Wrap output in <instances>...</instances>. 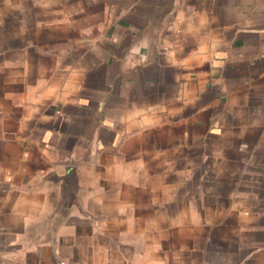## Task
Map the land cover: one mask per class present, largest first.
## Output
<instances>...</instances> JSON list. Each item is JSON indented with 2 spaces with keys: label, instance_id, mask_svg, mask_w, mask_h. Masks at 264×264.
Wrapping results in <instances>:
<instances>
[{
  "label": "crops",
  "instance_id": "1",
  "mask_svg": "<svg viewBox=\"0 0 264 264\" xmlns=\"http://www.w3.org/2000/svg\"><path fill=\"white\" fill-rule=\"evenodd\" d=\"M264 264V0H0V264Z\"/></svg>",
  "mask_w": 264,
  "mask_h": 264
},
{
  "label": "built area",
  "instance_id": "2",
  "mask_svg": "<svg viewBox=\"0 0 264 264\" xmlns=\"http://www.w3.org/2000/svg\"><path fill=\"white\" fill-rule=\"evenodd\" d=\"M60 264H65V263H60Z\"/></svg>",
  "mask_w": 264,
  "mask_h": 264
}]
</instances>
